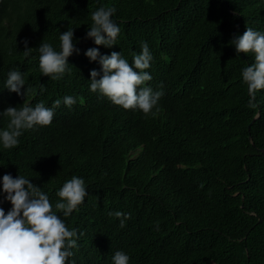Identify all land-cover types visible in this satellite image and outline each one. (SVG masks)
Here are the masks:
<instances>
[{
	"label": "trees",
	"instance_id": "16d2710c",
	"mask_svg": "<svg viewBox=\"0 0 264 264\" xmlns=\"http://www.w3.org/2000/svg\"><path fill=\"white\" fill-rule=\"evenodd\" d=\"M101 6L116 9L121 29L111 48L85 38ZM247 27L264 32V0L4 2L0 112L61 105L51 125L23 131L18 146L0 143V207H12L2 191L5 174L31 179L53 206L77 176L85 180L84 203L67 217L54 207L77 230L67 264H113L116 251L129 264H264V90L249 107L242 70L254 54H237L230 44ZM68 29L78 52L53 80L40 71L38 47L47 42L59 51ZM25 40L34 48L28 57ZM141 42L153 55L146 85L164 93L147 115L90 91L91 70L102 71L85 55L90 48L121 52L131 64ZM11 70L24 74L21 95L5 88ZM65 96L76 104L64 105ZM9 122L0 115V130ZM116 211L131 214L123 226V217L109 215Z\"/></svg>",
	"mask_w": 264,
	"mask_h": 264
},
{
	"label": "clouds",
	"instance_id": "9594fccd",
	"mask_svg": "<svg viewBox=\"0 0 264 264\" xmlns=\"http://www.w3.org/2000/svg\"><path fill=\"white\" fill-rule=\"evenodd\" d=\"M0 0V9L4 2ZM114 7H99L91 14L92 24L86 33V39H93L96 45L111 48L120 34V27L112 19ZM74 31L68 29L59 36L60 50L57 51L51 43L43 42L38 47L39 68L44 76L53 80L60 79L68 69V57L74 51L78 52L74 43ZM236 53L254 54V62L242 70V79L248 86L251 97L249 107L255 108V95L258 90H264V32L247 27L243 35H236L230 41ZM25 57L31 55L34 48L28 47L24 41ZM90 61L101 65V72L91 70L90 91L99 92L113 104L125 110L139 109L149 114L158 105L163 91H153L146 85L152 76L145 71L151 66L153 55L146 42H141V52L133 56V61L124 58L121 52H111L110 55H100L98 48H90L85 52ZM99 77V79L97 78ZM25 86L24 74L19 70L8 72L5 88L21 95ZM162 88V85H161ZM31 89H26V95ZM46 91L45 85H40V92ZM76 98L65 96L64 105L71 107L76 104ZM61 100L57 99L51 107L43 102L34 107L24 103L20 107L9 106L0 115L10 118L7 128L0 130V143L5 149H11L19 144V137L25 130L36 126L51 125L55 109L59 108ZM158 110V109H157ZM2 191L6 200L12 205L5 213L0 207V264H67L73 255L71 249L77 246V230L69 229L64 220L57 214L69 216L78 206L84 203L88 192L85 180L73 176L66 181L56 195L60 198L53 206L49 196L41 187L31 182L23 175L13 178L11 174L2 177ZM109 215L124 221L130 218V213L116 211ZM130 257L123 251H116L112 257L113 264H129Z\"/></svg>",
	"mask_w": 264,
	"mask_h": 264
},
{
	"label": "water",
	"instance_id": "95a60500",
	"mask_svg": "<svg viewBox=\"0 0 264 264\" xmlns=\"http://www.w3.org/2000/svg\"><path fill=\"white\" fill-rule=\"evenodd\" d=\"M262 151H264V148L263 149H261Z\"/></svg>",
	"mask_w": 264,
	"mask_h": 264
}]
</instances>
